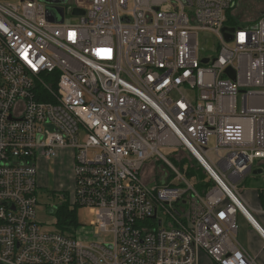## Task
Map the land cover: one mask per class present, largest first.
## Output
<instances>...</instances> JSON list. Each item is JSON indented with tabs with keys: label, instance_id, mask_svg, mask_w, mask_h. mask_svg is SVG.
I'll list each match as a JSON object with an SVG mask.
<instances>
[{
	"label": "built area",
	"instance_id": "2783aa9c",
	"mask_svg": "<svg viewBox=\"0 0 264 264\" xmlns=\"http://www.w3.org/2000/svg\"><path fill=\"white\" fill-rule=\"evenodd\" d=\"M239 1L0 3V264H199L201 253L256 264L238 241L239 215L264 233L235 183L264 162V16L226 25ZM204 32L215 55L202 53ZM180 148L212 182L202 194L161 153ZM69 149L70 203L89 208L92 235L107 239L35 221L38 161ZM158 161L175 181L143 180Z\"/></svg>",
	"mask_w": 264,
	"mask_h": 264
},
{
	"label": "rangeland",
	"instance_id": "374dc122",
	"mask_svg": "<svg viewBox=\"0 0 264 264\" xmlns=\"http://www.w3.org/2000/svg\"><path fill=\"white\" fill-rule=\"evenodd\" d=\"M20 1L21 0H0V3L17 4ZM226 15L228 17L229 26L245 25L253 27L257 23L258 19L264 16V0H240L233 7V9L225 14V16ZM69 21L70 19L68 18L67 22ZM72 21L75 22L74 20ZM198 41L200 46L205 51L202 52L204 55L216 54L218 41L212 33H200L198 35ZM214 144V139L209 138L207 148L210 150L214 149ZM161 153L179 171L181 176L187 182L189 181L196 191L202 194L203 189L199 188V185H197L196 178H190L186 175L188 168L193 169L195 172L199 171L197 163L193 161V158L188 154V152L183 148H180L176 151V153L169 150H161ZM74 154V151L71 149L63 151L61 165L56 167L57 176L55 180L53 172H51L54 170L53 163H48V168H50L47 186H39L37 189L38 205L35 208V221L39 225L40 229L47 233H61L63 235L76 233L78 239L82 241L107 239V237L101 234L97 236L92 235V224L95 222V216L89 208L72 206L70 203L74 198ZM219 156L224 157L225 153L220 152ZM208 158L214 163L218 161V158L213 151L208 152ZM257 164L258 162L255 163V167ZM259 169L263 171L261 175L254 176L249 174L242 180L235 183V187L239 192H241V194L253 197L255 192L264 189V162H262ZM142 178L145 182L151 183L150 185H161L165 183L163 178L175 181L173 180V174L168 170V167L162 161L148 164L144 170ZM207 181L209 180L207 179ZM211 183L212 182L210 181L209 187H211ZM66 203L70 206V208L77 207L75 216L78 231L73 227H69L66 232L62 233L57 229L58 222L56 212L60 206ZM240 216L241 215H239L238 218H240ZM82 227L84 228L83 230L81 229Z\"/></svg>",
	"mask_w": 264,
	"mask_h": 264
},
{
	"label": "crops",
	"instance_id": "0c3cea01",
	"mask_svg": "<svg viewBox=\"0 0 264 264\" xmlns=\"http://www.w3.org/2000/svg\"><path fill=\"white\" fill-rule=\"evenodd\" d=\"M63 159V151L60 152L59 156L53 160H44L41 159L38 161V186H47L49 178V168L48 163H53L54 170L53 172L54 180L57 176L56 167L61 165ZM50 166V165H49ZM50 172V173H51ZM258 192L254 193V196H248L246 194H241L244 202L248 206L249 213L258 225L261 231L264 233V208L262 203L258 198ZM241 193V192H240ZM238 222V234L237 238L239 243L243 246L244 250L247 251L253 258L256 264H264V238L258 232V230L243 216L237 219ZM199 264H215L213 263L205 254L201 253L199 255Z\"/></svg>",
	"mask_w": 264,
	"mask_h": 264
},
{
	"label": "trees",
	"instance_id": "16d2710c",
	"mask_svg": "<svg viewBox=\"0 0 264 264\" xmlns=\"http://www.w3.org/2000/svg\"><path fill=\"white\" fill-rule=\"evenodd\" d=\"M228 23H229V21H228L227 15H226V25H229ZM230 26H235V25H230ZM193 161H195L197 163L196 160L193 159ZM197 165L199 167V171L195 172L193 169L188 168L186 171V175L190 178H196L197 185H199V188L203 189V191H202V193H203V192L207 191V189L209 188L210 180H209L207 174L201 168V166L198 163H197ZM207 179L209 181H207ZM258 198L260 199V201L262 203V207L264 208V189L258 193ZM76 208H70V206L67 203L58 208V210L56 212L57 222H58L57 223V229L60 232H62V233L66 232L67 228H69V227H73V228L77 229L76 216H75Z\"/></svg>",
	"mask_w": 264,
	"mask_h": 264
},
{
	"label": "water",
	"instance_id": "95a60500",
	"mask_svg": "<svg viewBox=\"0 0 264 264\" xmlns=\"http://www.w3.org/2000/svg\"><path fill=\"white\" fill-rule=\"evenodd\" d=\"M42 1L51 2V1H53V0H42ZM63 1H64V0H58V2H63ZM50 10H52V9H51V8H48V19H49V20H51V18H50ZM58 12H59L60 16L58 17V19H57L55 22H56V23H62V22H63L62 9H59ZM74 12H75L76 14H83V12L80 11V10H75ZM226 32L233 33L234 30H233V29H229V28H227V27H224V28L222 29V33H223V34H226ZM225 37H226V35H225ZM226 39H227V41H230V40H231V38H228V37H227ZM202 63H203V64H206L207 61H206V60H203ZM225 74H226L227 76H229V77L231 78L232 81L235 80L234 75H233V72H232V70H231L230 68L227 69V70L225 71ZM262 173H263V171H262L261 169H256V170H253V171L251 172V174L254 175V176L261 175ZM250 218H251L252 222H254V220L252 219V217H250ZM254 224L258 227V225H257L255 222H254ZM258 228H259V227H258Z\"/></svg>",
	"mask_w": 264,
	"mask_h": 264
}]
</instances>
